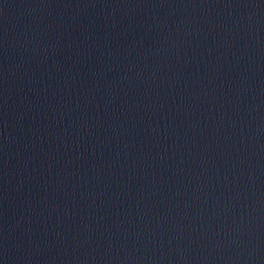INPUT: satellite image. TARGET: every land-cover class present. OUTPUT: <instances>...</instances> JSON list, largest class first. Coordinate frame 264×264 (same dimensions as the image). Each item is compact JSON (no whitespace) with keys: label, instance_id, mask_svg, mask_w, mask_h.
<instances>
[{"label":"water","instance_id":"obj_1","mask_svg":"<svg viewBox=\"0 0 264 264\" xmlns=\"http://www.w3.org/2000/svg\"><path fill=\"white\" fill-rule=\"evenodd\" d=\"M0 264H264V0H0Z\"/></svg>","mask_w":264,"mask_h":264}]
</instances>
